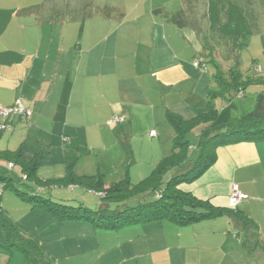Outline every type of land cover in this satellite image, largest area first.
Returning <instances> with one entry per match:
<instances>
[{"label":"crops","instance_id":"1","mask_svg":"<svg viewBox=\"0 0 264 264\" xmlns=\"http://www.w3.org/2000/svg\"><path fill=\"white\" fill-rule=\"evenodd\" d=\"M46 9L45 13L26 7L10 14L0 11V105L21 104L33 113L28 119L0 118V127H13L3 131L0 150H21L27 162L38 160V176L61 179L56 177L69 166L94 165L95 172L86 173L103 174L108 188L116 184L111 179L127 177L122 166L105 167L108 157L103 153H111L107 129L117 142L118 154L136 141L139 114L151 120L159 108L166 110V119L172 113L188 121L206 111L211 75L194 65L200 46L182 17L164 11L161 22L153 9L118 22L104 11L90 12L76 40V30L49 28L52 21ZM123 68H129L130 75L122 74ZM126 89L134 100H122L120 94L109 101V91L113 95ZM115 117H125V122L114 125ZM151 132L150 140L160 141L162 137ZM202 137L198 145L205 140ZM80 149H85L84 154ZM195 149L193 144V159ZM212 153L215 163L198 180L179 188L230 210L229 199L237 186L248 199L234 212L251 224L242 225L228 214L187 226L157 220L102 229L86 221L61 222L67 235L62 231L63 236L55 239L63 247L53 250L57 260L66 264H264V141L229 144ZM18 169L14 166L11 172L19 174ZM133 171L128 174L131 179ZM109 172L116 175L109 178ZM13 259L0 253V264H12Z\"/></svg>","mask_w":264,"mask_h":264},{"label":"trees","instance_id":"2","mask_svg":"<svg viewBox=\"0 0 264 264\" xmlns=\"http://www.w3.org/2000/svg\"><path fill=\"white\" fill-rule=\"evenodd\" d=\"M197 1L182 0L184 10L181 15L196 33L200 46V57L196 62L203 60L206 69L202 66L199 68L208 71L211 75L207 108L204 113L188 121L172 113L167 114V120L176 135L173 153L160 161L150 177L137 185H133L127 177L107 188L103 174L76 177L73 168H67V176L56 182L84 187L100 194L107 204L98 212H94L82 206L72 208L54 203L44 199L36 191L28 193L19 190L12 178V168L18 166L27 180L39 183L43 182L37 174L39 162L38 160L27 162L21 150L14 152L0 150V183L3 184L0 186V197L4 189H9L23 202L29 203L33 208L45 209L52 218L60 222L86 221L102 229H120L132 224L157 220H168L187 226L225 214L240 221L242 225L251 224L249 219L234 212L237 208L230 210L216 208L210 202L200 200L179 187L184 183L195 182L215 163L216 156L212 151L217 147L240 142L264 141V93L257 96L256 109L253 113L228 120L219 128H214L220 115L216 106L217 100L232 101L233 95L243 98L248 87L264 85V79L250 77L241 69V54L248 47V40L254 35L257 27L259 15L256 7L260 4L261 10H264V0H207V11L203 15V18L208 19L209 22L206 33H203L201 25L187 16V9L194 6ZM104 13L109 15L106 9ZM210 66L214 67V72ZM123 122L125 119L117 124ZM201 126H206L205 140L199 146L200 155L193 160L190 155L193 147L190 137L193 131ZM2 134L3 131H0V137ZM65 140L69 139L65 138ZM84 152L85 149H80V154ZM168 175H171L170 178ZM152 193L156 195L154 201H143L146 194ZM133 198H137L138 205L128 206V204L120 208L121 203ZM113 204L116 209L111 208ZM13 227L3 216L0 207V253L12 256L15 252H20L27 264L42 263L44 256L42 246L26 240Z\"/></svg>","mask_w":264,"mask_h":264},{"label":"rangeland","instance_id":"3","mask_svg":"<svg viewBox=\"0 0 264 264\" xmlns=\"http://www.w3.org/2000/svg\"><path fill=\"white\" fill-rule=\"evenodd\" d=\"M83 1L84 0H0V11L10 14L11 11L17 9L20 11V8L24 9V7H26L28 8V11L31 10L43 13V8L47 7L45 11L48 10L52 21V23L49 24V28L57 30L68 28L70 31L76 30L75 38L77 40L79 28L84 25L90 12L97 13L106 9L108 14L113 15V17L117 18L119 22L120 20L133 18L144 12H150L155 9L156 13H158L157 17H159L162 22L165 19L163 16L164 11L182 17L181 14L184 10L182 0H85V6L82 4ZM40 4H42V6H37ZM257 6V14L259 15L257 27L254 35L248 40V47L241 54V69L250 77L264 79V10H261L260 4H257ZM163 8L164 10H162ZM206 11L207 0H198L194 6L189 7L186 11L190 20L201 25L203 33H206L209 28L208 19L203 18ZM44 23L47 24V21L45 20ZM64 38L69 41L67 37ZM220 63L222 62H219V64ZM210 67L212 68V66ZM142 69L143 68H141V71H143ZM212 70L213 72L215 71L214 67ZM120 72H123L122 74L124 75H130V72L132 71H130L129 68H123ZM127 89L125 90L126 92H117L113 95L112 92L109 91V101L120 98V94L122 100L133 99L130 96L132 93L130 92L129 94ZM263 93L264 85H256L248 87L243 98H238L236 95H233L232 101L223 99L217 100L216 106L219 109L220 115L214 124V128H219L228 120L242 118L243 116L254 112L253 110L257 104L256 98ZM120 107L121 106L117 104L114 105L115 109H120ZM165 114L166 110L159 108L157 109L154 118L152 117L151 120H149L147 116L139 114V116L136 117V119L141 122L139 132L136 134L134 133L133 135L134 137L136 136V141L133 142L134 144L132 148L126 146L125 149H122L124 153L121 152V150L117 151L118 154L115 153L114 149H117L115 147L118 145L117 142L114 141L112 134L108 132L109 129H107L106 135L108 134V142L106 143L111 153H103L106 158L108 157L105 159V164H107L105 167L113 168L115 164L119 169L122 166L126 177H129V172L134 170L133 179L129 177L133 185H137L150 177L160 161L171 156L173 153L172 150L174 148L176 135L173 127L166 119ZM113 124L117 125V122L114 121ZM205 127L206 126L199 127L191 136L194 147H198V149L204 142L202 141L201 144L198 145L199 137H201L202 134L203 136L206 135V131L204 130ZM151 130H154V132H157L162 137H160V141L158 138H156L155 142L150 140ZM202 138L205 139V137ZM198 149H195L196 155L193 160H195L201 153L200 149ZM164 151L170 152L171 155H165ZM192 152L193 150L190 155ZM119 153H121L123 157L119 156ZM92 166L88 164L84 166L81 164L76 167V169L75 166L69 167L73 168L72 171L76 177H83L96 175L86 173L95 172L92 169ZM17 172H19V169ZM61 172V177L56 178H65L67 176V169L66 171L64 170ZM19 174L16 172L12 173V178H14L19 190L28 193L36 191L38 195L42 196L44 199L51 200L54 203L72 208H79L82 206L94 212H98L107 204L106 201L101 198L100 194L89 191L84 187H78L71 184L62 185L56 182L58 179L48 180L43 179L41 176H39V178L43 182L34 183L31 180H27V177L23 175L21 171ZM108 174V177L110 178V176H115L116 172H109ZM170 176L171 175H168V178H170ZM111 180L112 183H120L123 181H117L116 179ZM0 186H3V184L0 183ZM155 199L156 195L155 193H152L146 194L143 201L151 202ZM124 205H138V200L137 198H133L123 202L120 204V208H123ZM0 207L3 211V216L14 226L13 228L18 230L23 238L28 241H34L42 246L44 249V256L42 258V263L39 264H66L65 261L60 263L53 253V250L60 251L63 248L62 243L55 241V239L58 238V236H63V233L67 231L65 229L62 230L60 227L61 222L59 220H57L59 221L57 222L45 209L33 208L29 203L23 202L9 189L3 190V195L0 197ZM111 208L116 209L114 204ZM65 235L67 234L65 233ZM14 254L12 255L14 257L12 264H27L22 253L15 252Z\"/></svg>","mask_w":264,"mask_h":264},{"label":"built area","instance_id":"4","mask_svg":"<svg viewBox=\"0 0 264 264\" xmlns=\"http://www.w3.org/2000/svg\"><path fill=\"white\" fill-rule=\"evenodd\" d=\"M195 66L196 67L202 66L204 69H206L205 66L203 65V60L197 61L195 63ZM32 114L33 113L31 110L26 109L21 104H16L13 107H4L0 105V118H5V119H9L11 117L29 118L32 116ZM123 120L124 118L117 117V118H114L111 123H113L114 121L122 122ZM11 129H12V126L8 124H3L0 127V131L11 130ZM155 134H156L155 132H151V136H154ZM247 199H248V196L241 193L237 186H234L233 193L229 199V206L231 209H235L239 206V204H241L243 201Z\"/></svg>","mask_w":264,"mask_h":264}]
</instances>
